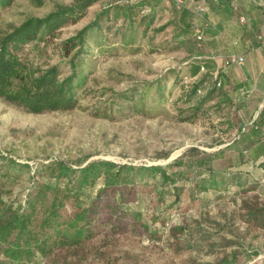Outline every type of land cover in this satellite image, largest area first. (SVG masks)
I'll use <instances>...</instances> for the list:
<instances>
[{
	"label": "rangeland",
	"instance_id": "rangeland-1",
	"mask_svg": "<svg viewBox=\"0 0 264 264\" xmlns=\"http://www.w3.org/2000/svg\"><path fill=\"white\" fill-rule=\"evenodd\" d=\"M75 1L13 0L0 11V33ZM135 1L100 0L82 18L59 29L42 52L25 49L36 66L58 63L67 74L69 67L60 53V43L103 7L114 6L111 18L103 16L102 28L89 34L90 54L85 61L89 77L78 90L77 107L31 113L0 98V153L30 165L29 169L16 170L5 183L11 196L23 200L35 180L45 176L36 175L35 169L55 160L74 167L95 159L148 166L166 164L182 155L200 158L220 149L232 154L233 145L227 144L232 128L222 119L231 116L228 109L210 108L214 100L194 121H184L188 113L179 112L186 106L178 97L190 82L186 76L189 59L205 50L206 38L214 33L205 30L200 45L195 44L193 34L179 45L170 40L171 27L153 38L152 30H145L137 21L127 30L128 22L117 7ZM165 21L159 17L155 26ZM157 79L167 85L166 100L161 103L155 84L145 89ZM135 87L138 92L148 90L143 110L123 98V92ZM235 163L224 158L214 167L226 172ZM187 184L182 201L173 205L174 197L168 194L164 203H156V189L149 185L138 184L116 201L112 190H107L101 193V205L97 206L102 217L92 220L89 237L76 245L56 247L46 256L24 252L18 261L12 259L16 255H4L7 246L0 245V264H221L231 249L238 252L241 264L263 262L264 228L252 221L249 212L264 205V194L254 193L250 186L230 184L193 201L192 181ZM98 187L89 188L82 196L84 206ZM75 209L73 200L66 202L62 218Z\"/></svg>",
	"mask_w": 264,
	"mask_h": 264
},
{
	"label": "trees",
	"instance_id": "trees-1",
	"mask_svg": "<svg viewBox=\"0 0 264 264\" xmlns=\"http://www.w3.org/2000/svg\"><path fill=\"white\" fill-rule=\"evenodd\" d=\"M12 1L0 0V11L11 5ZM98 1L76 0L71 5L58 6L43 17H29L11 30L0 33V98L31 113L66 111L77 107L78 90L83 89L89 77L85 72V61L90 54L89 34L102 28L100 21L103 16L111 18L114 6L109 4L107 8L103 7L90 22L60 43V53L69 67L67 74L62 72L58 63L36 66L25 49L29 47L36 53L42 52L59 29L70 21L76 22L82 18L86 10ZM199 1L185 0V6L178 9L173 0H136L117 8L128 22L127 30L137 21L145 30H152L153 38L171 27L170 40L180 45L196 29H201V42L204 41L209 19L206 10H193L201 3ZM159 17L166 21L155 26ZM194 41L196 45L201 43L195 38ZM187 67L186 76L190 77V82L184 85L178 97L186 106L180 108L179 112L188 113L184 121H194L207 111L205 107L208 103L215 100L210 108H216L228 100L223 99L219 80L221 73L216 71L214 54L206 50L196 52L189 59ZM153 84L159 103L165 101L167 85L157 79L145 89ZM147 91L142 89L138 92L135 87L122 95L131 105L143 110L146 108ZM225 151L220 149L203 154L200 158L182 155L166 164L148 166L95 159L74 167L62 160L50 161L35 169L36 175L45 173V176L35 180V185L23 200L11 196L12 191L5 190L4 185L16 170L29 169L30 165L16 162L12 157L0 153V245L7 246L3 254L8 258L16 255L12 259L18 261L24 252L29 256H46L56 247L80 243L83 237L92 234V220L101 219L97 206L101 205V202L98 203L102 198L101 193L107 190H112V199L116 201L118 197L124 199L138 184L149 185L156 189V203H164L168 194L174 197L171 205L182 201L181 196L191 181L189 189L195 193L193 201L203 193L218 191L230 184L239 188L250 186L254 193L264 194L261 187L264 171L250 182L239 174V161L231 164L226 172L214 167L215 161L225 158ZM30 177L33 179V175ZM98 185L95 196L84 206L82 196L89 188ZM69 200H73L76 209L67 218H62L61 210ZM249 215L252 221L264 228V205L251 210ZM221 264H241L238 252L231 249ZM260 264H264V260Z\"/></svg>",
	"mask_w": 264,
	"mask_h": 264
},
{
	"label": "crops",
	"instance_id": "crops-1",
	"mask_svg": "<svg viewBox=\"0 0 264 264\" xmlns=\"http://www.w3.org/2000/svg\"><path fill=\"white\" fill-rule=\"evenodd\" d=\"M206 3V27L214 35L206 38L204 48L214 54L216 71L221 73L223 99L228 100L221 108L231 114L222 118L232 128L227 144L233 145L232 154L225 151L224 155L239 161V174L252 182L264 171V0ZM235 5L237 9H232ZM240 15L247 17L246 23H240ZM233 54L244 57L242 65H226V58Z\"/></svg>",
	"mask_w": 264,
	"mask_h": 264
},
{
	"label": "built area",
	"instance_id": "built-area-1",
	"mask_svg": "<svg viewBox=\"0 0 264 264\" xmlns=\"http://www.w3.org/2000/svg\"><path fill=\"white\" fill-rule=\"evenodd\" d=\"M173 1L178 9L185 6V0H173ZM206 6H207L206 0H202L200 4H197L196 6L193 7V10L197 12H203L206 10ZM234 9H237L236 5L234 6ZM239 21L240 23L244 24L247 22V17L245 15H240ZM193 35L194 38L197 40V42H201L203 37V32L201 31V29H196ZM243 62H244V57L235 54L230 55L226 58L227 64L234 63L237 65H242Z\"/></svg>",
	"mask_w": 264,
	"mask_h": 264
}]
</instances>
